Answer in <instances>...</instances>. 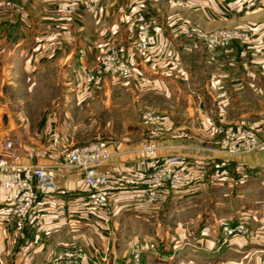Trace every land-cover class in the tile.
Instances as JSON below:
<instances>
[{
	"label": "crops",
	"instance_id": "obj_1",
	"mask_svg": "<svg viewBox=\"0 0 264 264\" xmlns=\"http://www.w3.org/2000/svg\"><path fill=\"white\" fill-rule=\"evenodd\" d=\"M6 1L31 3L38 12L21 23L23 37L5 48L7 57L0 67L8 82L27 76L41 85L61 75L68 86L76 82L67 93L79 97L87 87L86 75L97 73L99 57L116 48L136 72L128 80L130 91L150 92L163 99L160 109L167 115L164 126L169 132L162 138L161 154L180 155L192 172L190 184L162 191L163 202L157 210L135 203L141 192L137 180L127 188L117 183L112 218L104 230L95 221L79 219L87 194L80 177L71 174L66 188L46 198L41 217L28 222L25 237L18 239L15 226L7 220L6 191L0 186V264H49L56 252L73 245L89 256L79 264H132L134 242L155 243L159 248L158 253H145L141 264H264V153L230 157L200 152L189 148L191 139L176 138L170 132L187 125L195 141L197 132L218 127L247 128L264 136V4L246 12L242 6L250 0H185L187 8L169 6L167 0H101L94 15L80 12L78 44L62 48L58 42H44L42 30L41 9L67 16L58 0ZM70 2L69 17L75 21L79 17L75 0ZM138 14L153 21L155 45L147 55L136 48L135 28L126 29ZM3 17L7 20L4 35L10 31L12 17L23 18L9 13ZM190 24L205 31L243 30L247 39L211 53L201 43L186 40ZM99 77L105 90L125 84L116 76ZM127 148L118 146L108 163L109 177L115 182L139 173L137 153ZM25 150L24 144V154ZM21 160L30 162L26 155ZM33 162L42 163L38 157ZM239 220H245L251 235L225 238L222 222Z\"/></svg>",
	"mask_w": 264,
	"mask_h": 264
},
{
	"label": "built area",
	"instance_id": "obj_2",
	"mask_svg": "<svg viewBox=\"0 0 264 264\" xmlns=\"http://www.w3.org/2000/svg\"><path fill=\"white\" fill-rule=\"evenodd\" d=\"M101 0H84L85 8L95 13ZM170 6L189 7L185 0H167ZM264 0H250L242 6V11L250 12L262 6ZM135 27L136 48L144 55L150 53L155 45L151 34L153 22L145 14H138L132 18L129 29ZM186 36L201 38L208 52L215 53L228 49L235 42H244L246 32L239 29L216 30L203 33L191 29ZM99 70L106 74L132 77L136 72L125 60L122 53L112 48L103 53L99 60ZM88 85L100 83L99 76L89 73L86 75ZM143 120L150 126H156L161 117L153 112H146ZM223 136V147L230 155L240 153L264 152V140L247 128H223L219 130ZM21 138L7 132L0 144V186L5 189L6 214L19 233V238L25 237L26 225L30 221L41 217L46 205V198L66 188V181L71 174L78 175L82 180L87 194L81 203L79 219L85 222L95 221L102 230L108 228L112 218V208L116 196V184L121 182L124 188L132 187L137 180L141 187L140 194L135 198L138 205H149L157 210L163 202L162 191H175L191 183L192 168L186 174L180 157L164 156L154 142L144 143L138 151L136 161L137 175L125 177L123 181L115 182L109 177L108 163L112 153L107 142L103 140L92 141L86 145H77L64 152L62 164L59 169L51 165H39L29 156V163H24ZM221 229L225 238L248 237L245 220L237 222L224 221ZM131 258L133 264H139L145 253H158L155 243L134 242L131 244ZM95 255L100 251L95 249ZM89 259L87 252L73 245L56 252L50 264H79Z\"/></svg>",
	"mask_w": 264,
	"mask_h": 264
},
{
	"label": "rangeland",
	"instance_id": "obj_3",
	"mask_svg": "<svg viewBox=\"0 0 264 264\" xmlns=\"http://www.w3.org/2000/svg\"><path fill=\"white\" fill-rule=\"evenodd\" d=\"M70 1L71 0H58V5L65 10L67 16L62 15L64 14L62 12L51 14L41 9L42 16L45 19L44 25L42 26V30H44L43 32H45L46 36L44 42H58L59 44H63L61 46L62 48L64 44H68V47H70L71 44L74 46L78 44L81 39V34L78 30L83 22V17L80 12L94 15L97 11L95 13L89 12L85 8L84 0H75L74 12L79 16L75 18L78 21L75 23L76 20H73V22L71 21V17H69V12L71 10L68 9V6H70ZM8 13L13 14V16L19 15L23 18L12 17L9 20L10 27L8 26L10 31L8 32L6 29L8 33L4 35L2 30L7 27V25L5 26L7 20L3 16ZM33 13L35 16L38 14L36 8H34L31 3L0 0V62L7 57L5 48L9 46L12 47V43H16L19 38L23 37L22 34H19L21 23L30 21V14L33 15ZM25 15L27 16L26 19L24 18ZM129 24H127L126 29L131 31L135 27L129 29ZM191 29H197L205 34L216 30H224L215 29L212 31H205L198 26L196 27L190 24L186 33ZM26 36L29 37L28 32H26ZM186 38L188 41L201 43L205 47L201 38L189 39L187 36ZM98 67L99 62L97 73L93 74L97 76H110L109 78L111 79L116 76L117 80L123 81L126 85H122L120 89L118 87L116 89L111 88L112 90H105V88L101 87V83L97 85H88L85 83L87 86L85 87L86 89L77 97L72 96L74 93H67L72 85L75 87L76 82L68 86L63 82L61 75L54 78V80L52 79V81H45L41 83V85L38 83L33 84L27 76L16 77L14 80H11L12 82H8L7 79L1 75L2 72L0 67V144L6 131L12 129V133L19 135L22 144H25V155L27 159H29L30 155L33 156V159L38 157L42 162L40 165L51 166L61 165L64 152L72 146L86 145L96 140L107 142L112 156L118 152V146L126 145L131 148L132 151H136L138 160V151L146 142L156 143L161 153L162 138L169 132L164 126L167 115L162 113L160 109L163 99L150 92L148 94L144 92L140 93L136 91V89H134V92H131L128 80L134 76L123 77L121 75L106 74L101 72ZM5 74H7L6 70ZM139 93L141 97L138 98L137 95ZM146 95L148 97H146ZM146 112L158 114L161 117L159 124L156 126L147 124L143 120V116ZM180 117L183 118V116ZM184 119H186V117ZM6 122L10 124L12 128H6ZM186 127L185 129L171 130L170 132H172V135L176 138L191 139L193 144H190L189 148L197 149V151L205 153L218 152L230 157L264 153L251 152L237 155L228 154L223 147V136L219 134V130L223 128L234 129L236 127H218L215 131L207 130L200 131L199 133L197 132V141L194 139L195 134ZM252 131L260 140H264V136H260L254 130ZM164 156L180 157L181 163L185 165V173H190L188 168H190L191 165L188 162L183 163L180 155L173 154ZM206 199L205 204H208V196ZM247 229L249 237L251 233L248 227ZM14 234L18 239L19 233L16 228L14 229ZM141 262L139 264H141Z\"/></svg>",
	"mask_w": 264,
	"mask_h": 264
}]
</instances>
